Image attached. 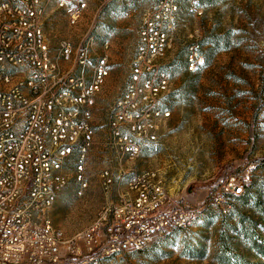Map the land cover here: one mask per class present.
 <instances>
[{
  "label": "rangeland",
  "instance_id": "374dc122",
  "mask_svg": "<svg viewBox=\"0 0 264 264\" xmlns=\"http://www.w3.org/2000/svg\"><path fill=\"white\" fill-rule=\"evenodd\" d=\"M150 25L166 39L151 62L139 60ZM44 31L54 47L93 38L94 53L109 67L92 111L91 151L82 170L77 161L67 165L66 187L51 211L68 240L98 227L93 253L79 262L264 264V0H89L75 23L49 7ZM194 51L201 57L190 71ZM136 71L143 72L140 88L162 76L166 86L144 104L147 121L129 122L116 110ZM129 127L142 145L135 157L116 146ZM248 175L244 200L224 196ZM145 192L147 203L158 205L155 214L180 205L199 209V221L151 233L139 251L112 253L114 224L120 240L141 230L137 205Z\"/></svg>",
  "mask_w": 264,
  "mask_h": 264
},
{
  "label": "built area",
  "instance_id": "2783aa9c",
  "mask_svg": "<svg viewBox=\"0 0 264 264\" xmlns=\"http://www.w3.org/2000/svg\"><path fill=\"white\" fill-rule=\"evenodd\" d=\"M88 1L0 0V264H87L79 259L93 253L98 227L68 240L55 227L51 211L66 187L67 165L77 161V168L82 170L91 151L92 111L109 67L105 57L94 53L93 38L76 47H54L44 31L49 7L63 10L75 23ZM143 38L139 60L151 62L164 53L165 35L153 25L145 29ZM200 57L198 51L190 55V71H194ZM62 64L69 67L64 69ZM137 73L117 103L116 116L129 122L141 117L147 121L151 114L144 104L166 86L162 76L160 82L148 80L144 89L140 88L143 72L139 76ZM135 130L129 127L124 139L116 143L123 155L135 157L142 149L129 134ZM138 130L146 133L148 129L143 126ZM250 181L248 175L230 183L226 190L230 193L224 196L244 195ZM142 195L137 205L143 210L137 222L141 230L120 240L116 235L122 231L121 226L114 224L112 253L139 251L151 233L162 235L168 230L186 229L200 219L199 209L180 205L155 214L158 205L151 207L148 194ZM135 225L134 220L128 221L125 228Z\"/></svg>",
  "mask_w": 264,
  "mask_h": 264
},
{
  "label": "trees",
  "instance_id": "16d2710c",
  "mask_svg": "<svg viewBox=\"0 0 264 264\" xmlns=\"http://www.w3.org/2000/svg\"><path fill=\"white\" fill-rule=\"evenodd\" d=\"M187 66H189L188 60H187ZM249 191H250V189L248 188L246 193H244V195H242L241 197H238V198L241 199V200H244L246 198L247 194H249Z\"/></svg>",
  "mask_w": 264,
  "mask_h": 264
}]
</instances>
